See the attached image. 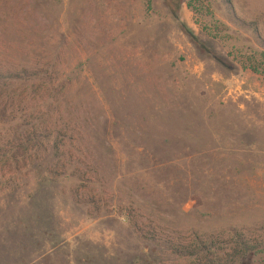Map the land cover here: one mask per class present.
Segmentation results:
<instances>
[{"label": "rangeland", "instance_id": "374dc122", "mask_svg": "<svg viewBox=\"0 0 264 264\" xmlns=\"http://www.w3.org/2000/svg\"><path fill=\"white\" fill-rule=\"evenodd\" d=\"M0 264H264V0H0Z\"/></svg>", "mask_w": 264, "mask_h": 264}, {"label": "trees", "instance_id": "16d2710c", "mask_svg": "<svg viewBox=\"0 0 264 264\" xmlns=\"http://www.w3.org/2000/svg\"><path fill=\"white\" fill-rule=\"evenodd\" d=\"M253 73H257L258 72V68L257 67H250L249 68Z\"/></svg>", "mask_w": 264, "mask_h": 264}]
</instances>
